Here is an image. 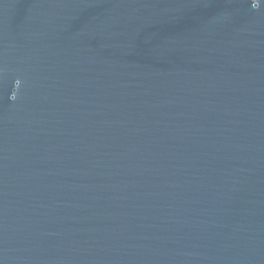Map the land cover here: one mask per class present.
Segmentation results:
<instances>
[{"label":"water","instance_id":"obj_1","mask_svg":"<svg viewBox=\"0 0 264 264\" xmlns=\"http://www.w3.org/2000/svg\"><path fill=\"white\" fill-rule=\"evenodd\" d=\"M0 264H264V0H0Z\"/></svg>","mask_w":264,"mask_h":264}]
</instances>
